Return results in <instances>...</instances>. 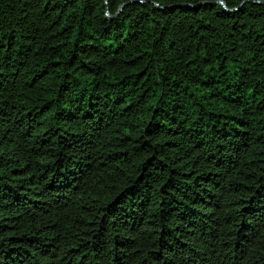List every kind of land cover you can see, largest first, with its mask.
<instances>
[{
	"label": "trees",
	"instance_id": "16d2710c",
	"mask_svg": "<svg viewBox=\"0 0 264 264\" xmlns=\"http://www.w3.org/2000/svg\"><path fill=\"white\" fill-rule=\"evenodd\" d=\"M0 264H264V0H0Z\"/></svg>",
	"mask_w": 264,
	"mask_h": 264
},
{
	"label": "water",
	"instance_id": "95a60500",
	"mask_svg": "<svg viewBox=\"0 0 264 264\" xmlns=\"http://www.w3.org/2000/svg\"><path fill=\"white\" fill-rule=\"evenodd\" d=\"M223 6H224V4H223V2L222 1H219Z\"/></svg>",
	"mask_w": 264,
	"mask_h": 264
}]
</instances>
